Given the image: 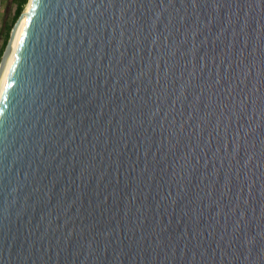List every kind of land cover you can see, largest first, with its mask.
Segmentation results:
<instances>
[{"label":"water","instance_id":"1","mask_svg":"<svg viewBox=\"0 0 264 264\" xmlns=\"http://www.w3.org/2000/svg\"><path fill=\"white\" fill-rule=\"evenodd\" d=\"M0 264H264V0H30Z\"/></svg>","mask_w":264,"mask_h":264},{"label":"trees","instance_id":"2","mask_svg":"<svg viewBox=\"0 0 264 264\" xmlns=\"http://www.w3.org/2000/svg\"><path fill=\"white\" fill-rule=\"evenodd\" d=\"M12 2L14 4V9L12 11L10 20L5 22V24H4V29H5V31H4V40H3L2 47H1V50H0V58H1V55L3 53V50H4L5 46L7 44L10 31H11L13 25L16 23V21L20 17L25 4L27 3V0H12Z\"/></svg>","mask_w":264,"mask_h":264},{"label":"rangeland","instance_id":"3","mask_svg":"<svg viewBox=\"0 0 264 264\" xmlns=\"http://www.w3.org/2000/svg\"><path fill=\"white\" fill-rule=\"evenodd\" d=\"M28 3H29V0H27V3L24 6L25 9L23 8L24 12L26 11V7ZM13 9H14V4L12 0H0V50L2 47L3 40H4V31H5L4 24L5 22L10 20ZM24 12H23V15H24Z\"/></svg>","mask_w":264,"mask_h":264},{"label":"bare ground","instance_id":"4","mask_svg":"<svg viewBox=\"0 0 264 264\" xmlns=\"http://www.w3.org/2000/svg\"><path fill=\"white\" fill-rule=\"evenodd\" d=\"M29 4H30V0H29V3L26 7V11L28 10L29 8ZM26 11L24 12V15L23 17L21 18L17 28H16V31L14 33V37L12 39V42H11V49H10V53L8 55V58L6 59V62L4 64V67L2 68L1 70V73H0V88L2 86V83H3V80H4V77H5V74H6V71L8 69V66L10 64V61H11V58H12V55H13V52L15 50V47H16V44H17V41H18V37H19V33H20V27L23 25L24 23V19H25V14H26Z\"/></svg>","mask_w":264,"mask_h":264}]
</instances>
